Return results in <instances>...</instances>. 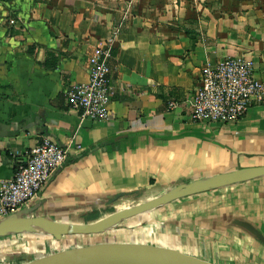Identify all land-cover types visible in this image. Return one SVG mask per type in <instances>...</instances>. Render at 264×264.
<instances>
[{
	"label": "crops",
	"instance_id": "crops-1",
	"mask_svg": "<svg viewBox=\"0 0 264 264\" xmlns=\"http://www.w3.org/2000/svg\"><path fill=\"white\" fill-rule=\"evenodd\" d=\"M115 29L110 118H83L69 89L89 79L91 56ZM228 57L251 60L264 82V0H0V182L44 137L70 145L65 164L24 209L90 223L120 193L158 196L264 166V102L233 123L190 116L204 67ZM142 214L90 245H150L206 264H264V242L246 228L264 236V176ZM54 238L25 232L4 239L12 258L49 254Z\"/></svg>",
	"mask_w": 264,
	"mask_h": 264
},
{
	"label": "built area",
	"instance_id": "built-area-1",
	"mask_svg": "<svg viewBox=\"0 0 264 264\" xmlns=\"http://www.w3.org/2000/svg\"><path fill=\"white\" fill-rule=\"evenodd\" d=\"M117 34L118 30H113L105 45L95 49L89 79L69 89L72 106L83 118L95 121L110 118L113 87L109 61ZM262 102L264 82L256 76L254 63L249 59L228 57L216 65L204 67L200 85L189 100L190 116L195 122L233 123L242 119L254 103ZM177 105L175 100L169 103L171 109ZM69 150L70 145L44 137L25 158H21L14 176L0 182V219L24 208L39 195L65 164Z\"/></svg>",
	"mask_w": 264,
	"mask_h": 264
},
{
	"label": "water",
	"instance_id": "water-1",
	"mask_svg": "<svg viewBox=\"0 0 264 264\" xmlns=\"http://www.w3.org/2000/svg\"><path fill=\"white\" fill-rule=\"evenodd\" d=\"M264 176V166L242 168L217 175L201 182L181 183L153 199L133 207L115 211L90 223H68L45 216H35L24 208L0 219V238L16 232L44 233L58 239L74 235H95L137 215L156 209L176 199L212 189L245 182ZM120 193L115 200L130 196ZM41 223V227H30ZM246 228L264 242V236L254 227ZM26 264H206L194 257L150 245L130 243H99L65 250L41 257Z\"/></svg>",
	"mask_w": 264,
	"mask_h": 264
},
{
	"label": "rangeland",
	"instance_id": "rangeland-1",
	"mask_svg": "<svg viewBox=\"0 0 264 264\" xmlns=\"http://www.w3.org/2000/svg\"><path fill=\"white\" fill-rule=\"evenodd\" d=\"M147 192H141L136 193L134 195L123 197L117 201H115L113 204L109 206L106 210L103 211L102 217L107 216L115 211L125 209L128 207L137 206L140 204H143L151 199L154 198L153 195H149ZM144 215V214H142ZM142 215L136 216L135 218H131L129 220L120 222L117 226H112L111 228H107L104 233L102 234H95V235H74V236H65L63 238H54L51 240V244L49 246L50 253L46 255H51L53 253H60L65 250H70L77 248L78 246H88L90 243H96L97 240H99L100 235L110 236L112 233L117 232L118 233L123 230L124 227L130 225V223H136L139 221L140 217H143ZM144 222V219H143ZM134 228V227H132ZM129 229V228H128ZM119 231V232H118ZM125 231V230H123ZM128 231V230H127ZM18 234H24L25 232H16ZM27 233V232H26ZM5 237L0 238V264H24L25 261H31L35 260L42 256L41 251L40 252H31V250L27 251L28 253L21 252L19 256H17L14 252L11 253L12 258H10L8 255L11 252L9 250V244L10 242L8 239H4ZM104 238V237H102ZM101 238V239H102ZM4 239V240H3ZM48 243V242H47ZM6 244L8 246H6ZM48 251V250H47ZM16 255V256H15Z\"/></svg>",
	"mask_w": 264,
	"mask_h": 264
},
{
	"label": "bare ground",
	"instance_id": "bare-ground-1",
	"mask_svg": "<svg viewBox=\"0 0 264 264\" xmlns=\"http://www.w3.org/2000/svg\"><path fill=\"white\" fill-rule=\"evenodd\" d=\"M41 223H38V224H33V225H31L30 227H41Z\"/></svg>",
	"mask_w": 264,
	"mask_h": 264
}]
</instances>
